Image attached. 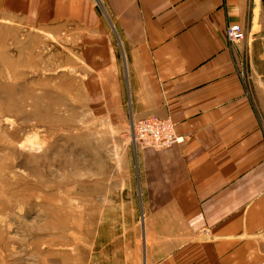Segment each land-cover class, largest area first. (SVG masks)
Listing matches in <instances>:
<instances>
[{"label": "crops", "instance_id": "1", "mask_svg": "<svg viewBox=\"0 0 264 264\" xmlns=\"http://www.w3.org/2000/svg\"><path fill=\"white\" fill-rule=\"evenodd\" d=\"M68 4L58 18L79 28L86 99L134 198L80 222L73 264H264V0ZM148 115L184 142L134 148L125 133Z\"/></svg>", "mask_w": 264, "mask_h": 264}, {"label": "rangeland", "instance_id": "2", "mask_svg": "<svg viewBox=\"0 0 264 264\" xmlns=\"http://www.w3.org/2000/svg\"><path fill=\"white\" fill-rule=\"evenodd\" d=\"M62 1L0 0V264L77 263L80 222L134 203L119 194L120 145L86 99L79 28L58 18L75 7Z\"/></svg>", "mask_w": 264, "mask_h": 264}, {"label": "built area", "instance_id": "3", "mask_svg": "<svg viewBox=\"0 0 264 264\" xmlns=\"http://www.w3.org/2000/svg\"><path fill=\"white\" fill-rule=\"evenodd\" d=\"M225 37L229 43H238L244 40V31L239 24L228 23ZM175 126L170 117L148 115L132 124L129 140L134 148L163 149L174 143H183L184 137L177 134Z\"/></svg>", "mask_w": 264, "mask_h": 264}]
</instances>
